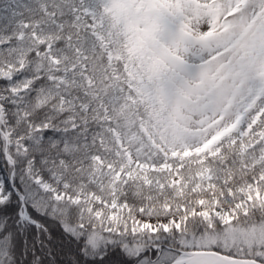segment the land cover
<instances>
[{
  "label": "snow or ice",
  "instance_id": "obj_1",
  "mask_svg": "<svg viewBox=\"0 0 264 264\" xmlns=\"http://www.w3.org/2000/svg\"><path fill=\"white\" fill-rule=\"evenodd\" d=\"M0 264H264V0H0Z\"/></svg>",
  "mask_w": 264,
  "mask_h": 264
}]
</instances>
